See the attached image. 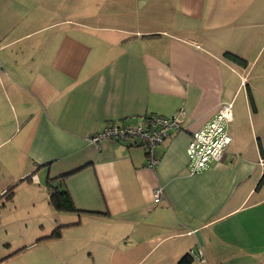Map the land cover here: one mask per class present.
Wrapping results in <instances>:
<instances>
[{
	"label": "crops",
	"instance_id": "1",
	"mask_svg": "<svg viewBox=\"0 0 264 264\" xmlns=\"http://www.w3.org/2000/svg\"><path fill=\"white\" fill-rule=\"evenodd\" d=\"M229 102L231 144L190 174L192 133ZM181 108L156 167L135 139L89 141ZM60 176L80 212L51 204ZM18 182L8 202L58 215L36 243L72 235L94 258L77 264H264V0H0V197Z\"/></svg>",
	"mask_w": 264,
	"mask_h": 264
},
{
	"label": "built area",
	"instance_id": "2",
	"mask_svg": "<svg viewBox=\"0 0 264 264\" xmlns=\"http://www.w3.org/2000/svg\"><path fill=\"white\" fill-rule=\"evenodd\" d=\"M245 83L243 80L244 85ZM232 110V102L223 103L205 126L192 133L187 146L190 174L202 172L222 160L232 142L229 131ZM185 116L186 112L181 108L170 117L158 114L147 115L139 124H120L109 121L101 132L90 136L89 141L99 144L103 140L129 141L135 139L149 154L147 165L156 167L159 160L155 156V149L171 135L172 131L182 126ZM161 197L162 189L155 188L153 190L154 202H160ZM191 255L200 259V255L194 251Z\"/></svg>",
	"mask_w": 264,
	"mask_h": 264
},
{
	"label": "rangeland",
	"instance_id": "3",
	"mask_svg": "<svg viewBox=\"0 0 264 264\" xmlns=\"http://www.w3.org/2000/svg\"><path fill=\"white\" fill-rule=\"evenodd\" d=\"M23 194L21 190L19 196ZM57 216L55 210L45 203L33 206L22 200L16 204L8 202L5 206L0 205V264H72V261L76 264L89 261L93 263V256L82 255L83 246L70 241L72 235H67L63 241L57 243L55 249L41 243L42 241L36 243L42 233L49 231ZM68 230V234H71L74 229ZM25 244L29 246L19 250L16 256L12 254ZM66 244L71 249L67 250L66 254L69 256L63 258L66 259L63 261L56 258L51 249L62 251V246ZM8 255L11 256L7 257Z\"/></svg>",
	"mask_w": 264,
	"mask_h": 264
},
{
	"label": "trees",
	"instance_id": "4",
	"mask_svg": "<svg viewBox=\"0 0 264 264\" xmlns=\"http://www.w3.org/2000/svg\"><path fill=\"white\" fill-rule=\"evenodd\" d=\"M225 57L241 65H245L246 63L238 55L231 53V52H226ZM29 179L30 177H26L22 179L21 181H26ZM20 182L12 185L3 194V196L0 197V200L4 199L5 202H8V201L11 202L14 198L15 189L19 185ZM47 186H48V190L50 194L51 204L55 207L56 210L65 211V212H80V210L77 209V207L75 206L72 200L71 194L69 193V190L65 187V177L64 176H60L56 178H49L47 181ZM63 227L64 226L57 227L51 234L50 238L51 237L59 238L61 236V229ZM186 263H187V260L185 257L181 261V264H186Z\"/></svg>",
	"mask_w": 264,
	"mask_h": 264
}]
</instances>
